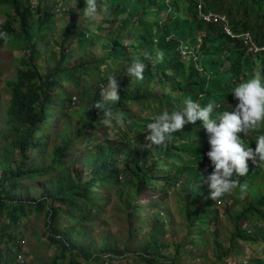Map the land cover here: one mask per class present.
Returning <instances> with one entry per match:
<instances>
[{
  "label": "rangeland",
  "instance_id": "374dc122",
  "mask_svg": "<svg viewBox=\"0 0 264 264\" xmlns=\"http://www.w3.org/2000/svg\"><path fill=\"white\" fill-rule=\"evenodd\" d=\"M63 1L70 3L71 8H75L77 3V0ZM162 1L169 6L168 11L157 14L155 9H151L153 13L143 16L138 26L122 29L121 17L103 22L111 12V9L107 8L93 21L94 29L101 26L103 32L93 33L87 30L90 21L83 15V11L73 14L66 12L62 16L55 15L52 22L47 16V24L42 20L46 24L42 29L46 31H39L40 16L36 11L33 13L31 22L38 37L37 48L40 51L36 61L42 74H53L57 67L63 70L83 65L84 69L72 73L71 76L53 75L55 78L59 76L60 78L51 93L53 96L61 94L66 98L65 109L61 110L63 103L60 100L58 106L54 108L55 116L50 119L51 124L37 132L35 138L37 145L33 150L30 149L31 161L37 165L36 167L47 168L49 171L26 179L19 198L34 201L41 198L44 191L56 189L62 171L60 168L52 170L49 166L53 160L54 150L66 142H69L70 148L65 151L61 159V170L74 174L82 173L84 178L89 177L92 169L86 162L91 158L92 152L101 146L114 147L119 166L126 162L128 152L135 146L142 148V154L147 155L148 162L154 160L155 145L147 146L149 141L146 140V125L157 113L182 107L179 104L182 100L181 95L175 94L168 84L153 83L149 90L155 98L144 105H128L129 118L133 119L126 120L124 126L115 122L105 125L102 121L97 128L86 130L83 135H77L76 129L84 124L81 113L86 110L93 111L96 104L102 101L100 85L107 84L110 75L119 78V95L136 84V79H132L127 73L123 74L126 79L124 82L119 77L122 66L125 65L122 59H112L103 65L97 64L100 54L107 50L102 49L100 42H91L92 34L108 38L122 33L127 37L128 43H131L143 26L147 25L154 29V44L162 36L165 37L166 50L174 40L169 27L173 21L175 24L180 21L185 23L186 30L196 31L199 41L204 32L196 30L195 27H199L198 23L202 19L199 14L198 16L193 14L189 0L180 2V11L176 12L174 17L169 13L173 10L171 0ZM206 3L208 9L226 16L225 19L236 35L243 36L248 32L256 45H262L264 11L260 14L249 5V10L246 12L247 4L242 0H206ZM38 4L42 5L43 11L49 12L55 8L56 1L38 0L34 5ZM125 5L128 15L124 17H128L131 21L139 12L143 14L147 12L142 8L132 9L131 3L125 2ZM45 12L44 18H46ZM12 14L9 6L0 4V29ZM13 26L17 30L21 29L15 21ZM218 28L222 31L220 26ZM19 46L16 40L0 38V129L2 130L4 129L2 120L6 117L10 101L8 84L16 80L18 70L23 68L22 61L27 57ZM182 50L184 55L192 53L191 48L181 49L179 46L175 52ZM245 51V58L254 56V60L258 55V53H247L246 48ZM191 57L197 69L199 67L197 54ZM152 58H155V54L149 60ZM184 62L188 64L189 59H184ZM246 64L247 61L243 64L244 69ZM96 70L100 71V75ZM256 73L257 75L261 73L260 67L257 68ZM168 96L171 97V101L167 100ZM236 103L237 100L233 99L223 101L217 107L219 110L217 114L230 110ZM61 115L64 118H61ZM254 129V133L249 131L246 135L241 134L246 147L255 148L253 143L255 144L257 136L264 134V124ZM183 136L182 128L173 132L165 142L177 143ZM201 140H195L190 146L184 145L181 152L173 151L172 154L177 155V158L161 159L159 162L161 166L154 167V174L158 177L157 183L149 182L139 196L135 197L133 208L128 207L127 201L121 200L116 195L117 190L111 184L97 183V187L93 189L97 195V206L87 219H71L66 210L54 226L48 227L47 214L38 212L34 207L27 208V215L20 218L16 226L8 227L7 217L0 219V264H50L54 259L60 258L61 247L52 243L45 233H52L56 237H64L67 234L70 241L68 243L76 246L66 253L65 259L59 264H225V262L221 263L218 255L228 250L232 251L230 256L233 257V264H261V261L264 262V247L260 241H244L236 232L237 227L240 231L252 227L257 234L262 233L264 219L249 213L235 223V219H231L230 214L248 208V201H258L264 193V163L258 161L253 164L249 160V172L243 177L237 176L234 179L239 181L249 179L250 182L248 184L236 182V187L230 193L213 199L210 195L211 189L202 179L213 170V166L210 160H203L201 155L195 153L205 147V142ZM118 148L120 150H117ZM141 158L146 161L144 156ZM4 165L6 163L1 166ZM169 176L174 177L175 181H171ZM123 178L124 174L120 175V180ZM124 189L129 191L130 188L124 185ZM156 213L163 219L157 222L154 216ZM161 225L163 228H159ZM153 237L158 243L156 249L150 247ZM18 253L22 254L23 260L15 258ZM81 253L92 257L91 261H86ZM151 259L154 261L152 262Z\"/></svg>",
  "mask_w": 264,
  "mask_h": 264
},
{
  "label": "trees",
  "instance_id": "16d2710c",
  "mask_svg": "<svg viewBox=\"0 0 264 264\" xmlns=\"http://www.w3.org/2000/svg\"><path fill=\"white\" fill-rule=\"evenodd\" d=\"M181 1L171 0L170 3L173 5V10H170L169 13L173 17L176 12L180 11L179 5ZM242 1L247 4L246 12L249 10V5L260 14L264 11V0ZM64 2L70 4L67 1ZM125 2L131 3L132 9L142 8L147 10V12L145 14L139 12L136 18L131 21L128 17H124L128 15ZM189 2L193 14L198 16L195 0H189ZM0 4L9 6L13 13L0 29V32L6 33L3 38L18 41L19 49L27 55L22 61L23 68L18 70L16 80L8 84L10 93L9 107L6 117L2 120L4 129H0V138L2 140L0 142V219L7 217L8 227L16 226L19 219L27 215V208L32 207L38 212L47 214L48 227L54 226L66 210L69 212L71 219H87L97 206V195L93 191L97 187V183L111 184L117 190L116 195L121 200L127 201L128 207L133 208L135 207L133 204L135 197L139 196L141 191L149 185L150 181L154 184L158 181V177L154 174V169L157 166H161L160 160L177 158L178 156L172 154V152H181L184 145L190 146L195 140L202 139L205 142V147L196 151V155H201L203 160H210L206 156V150L210 146L208 134L200 120H197L194 124H186L183 127L184 136L177 143L164 142L161 145H155L154 160L152 162H148L147 155L142 154V148L139 146L130 149L127 160L122 166L118 165L117 151L114 150L112 145L96 148V151L92 152L91 158L86 162L92 167L91 174L87 178H84L82 173L74 174L67 170H61V159L65 151L70 148L69 142H66L54 150L53 160L49 166L52 170H59L60 168V171H62L58 177L56 189L44 191L41 198H37L34 201H25L19 198V194L23 192V184L26 179L34 178L49 171L47 168L36 167L37 165L31 161L30 149L33 150L37 145L35 141L37 132L45 128L46 125L51 124L50 119L55 116L54 108L58 106L60 100L63 103L61 110L64 111L65 109L64 102H66V98L61 94L53 96L51 90L59 83L60 76H71L76 71L81 72L84 66L77 65L71 68L69 67V61H67L68 69L59 70V67H57L53 74L43 75L36 61L40 51L37 48L38 37L31 18L35 11L38 12L40 16L38 18L39 31H46L42 29V26L47 24V16L51 22L53 21L55 17L54 8L49 12H45L41 4L34 5L29 0H0ZM84 6L85 0H77L75 8L69 7L66 12L70 14L81 13ZM99 7L102 14L107 8L111 9V12L104 19V23L108 22L109 19L121 17V29L129 26H138L142 22L141 18L151 15L154 9L157 14L169 9V6L162 0H100ZM149 9L152 10L149 11ZM44 12L46 13V18L43 16ZM14 21L19 24L20 30L14 28ZM178 23L175 24L173 21V24L169 27V30L174 35V40L167 46L166 50L164 48L166 44L165 37L162 36L154 44V29L147 25L143 26V29L138 32L131 43H128L127 37L122 33L115 37L108 36V38L92 34L91 42H100L102 49L107 50V52L103 51L98 57V65H103L112 59H122L127 65L136 58L146 64L143 80H136V84L126 89L120 95V100L116 104L111 105V107L120 112L124 118V123L126 120L133 119L129 118L128 105H144L150 99L155 98L149 90V87L155 82L163 85L168 84L173 88L175 94L181 95L182 100L179 102L181 106H183L186 98L198 101L201 105H206L209 101H215L217 105H220L226 100H236L231 91L240 82L256 76L258 67L261 69L259 75L264 77V53H258L254 60V56L245 58L244 54L246 51L241 41L233 40L225 35L223 30L221 31L218 28L219 26L208 25L202 21L198 23L199 27H195L196 30L204 32L199 38V42L196 31L186 30L185 23L180 21ZM94 24L93 21H90L87 27L89 32H103L101 26L94 29ZM235 31L237 30L235 29ZM261 44L264 45V40ZM178 46L181 49L182 47L191 48L190 51L192 53L184 55L183 50L176 53L175 50ZM157 53H163L161 61L157 62L153 58L149 60L154 54L156 56ZM195 54H197L199 62L197 69L192 63L194 59L191 57L195 56ZM186 58L191 63L185 64L184 59ZM246 61L247 64L244 69L243 64ZM124 66H122V71ZM96 72L100 75V71L96 70ZM55 74L60 75L59 78H55L53 76ZM123 74L122 72L119 73L122 82L126 80ZM167 100L171 101V97L168 96ZM94 108L91 112L86 110L81 113L84 124L81 128L76 129L77 135H83L86 130L97 128L100 122L103 121L101 109L98 107ZM218 111L217 108L214 109L213 117L220 115V113L217 114ZM60 117L64 118L62 115ZM254 131L255 129L250 130L251 133H254ZM253 145L255 144L253 143ZM117 150L120 149L118 148ZM141 156H144L146 161H143ZM4 163L6 165L1 166ZM122 174H124V178L120 180V175ZM168 178L171 181H175L173 180L174 177L169 176ZM236 182L248 184L250 181L247 179L244 181L236 180ZM124 185L130 188L129 191L124 189ZM237 192L241 191L237 190ZM249 213L264 219V193L258 201H248V208L243 211L236 210L230 216L231 219H235L236 223ZM154 216L157 218V222L163 219L158 213L154 214ZM159 228H163V226L161 225ZM238 228L236 232L238 237L249 242L260 241L264 247V231L257 234L252 227H247L242 231ZM45 235L52 243L61 247V257L54 259L50 264H59L60 261L65 259L68 251L76 248L75 245L68 243L70 241L67 238V234L64 237H56L52 233H45ZM150 245L153 249L158 247L155 237H153ZM231 252L228 250L218 255L221 263L233 264V257L230 256ZM81 254L86 261H91L92 257L85 253ZM19 255L22 254H16L15 258L17 259ZM151 261L153 262L154 259H151ZM260 263L264 264L263 261Z\"/></svg>",
  "mask_w": 264,
  "mask_h": 264
},
{
  "label": "clouds",
  "instance_id": "9594fccd",
  "mask_svg": "<svg viewBox=\"0 0 264 264\" xmlns=\"http://www.w3.org/2000/svg\"><path fill=\"white\" fill-rule=\"evenodd\" d=\"M99 4L100 0H85L83 15L89 21H95L100 16ZM4 36L6 33L0 32V38ZM233 40L242 42L240 38ZM243 47L245 49L244 45ZM154 59L161 61L163 53H157ZM145 68L146 64L136 58L124 66L122 73H127L132 79L143 80ZM118 79L115 75H110L107 84L100 85L102 101L96 107L101 109L105 125L115 122L124 126V118L120 112L111 107L121 98ZM231 92L237 100L235 107L232 106L230 110H225L216 117L212 115L218 107L215 101L201 105L198 101L186 98L182 107L159 112L146 125V140L149 141L147 146L151 147L163 144L173 132L181 130L188 123L194 124L197 120L202 122L210 144L207 156L213 166V170L202 179L211 189L210 195L213 199L230 193L236 187L234 177H243L249 172V160L253 164L264 162V134L256 137L255 148L246 147L241 135H246L250 130L264 124V77H250L240 82Z\"/></svg>",
  "mask_w": 264,
  "mask_h": 264
},
{
  "label": "built area",
  "instance_id": "2783aa9c",
  "mask_svg": "<svg viewBox=\"0 0 264 264\" xmlns=\"http://www.w3.org/2000/svg\"><path fill=\"white\" fill-rule=\"evenodd\" d=\"M33 4L37 3L38 0L33 1L29 0ZM196 2V11L200 15L202 22L208 25H218L222 28V30L232 37L233 39L235 38H240L243 42V45L247 49V53H261L264 52V45L263 46H258L253 42V37H251L250 33L246 32L243 34V36H237L234 31L230 28L229 23L227 21L226 16L224 15H219L217 12H214L211 9H208L206 0H195ZM54 13L57 16H62L68 9H69V4H66L64 1H56V4L54 5ZM210 150V146L206 150V156L208 151ZM208 157V156H207ZM20 259L23 260V256L19 255L18 260ZM233 263V262H232Z\"/></svg>",
  "mask_w": 264,
  "mask_h": 264
}]
</instances>
